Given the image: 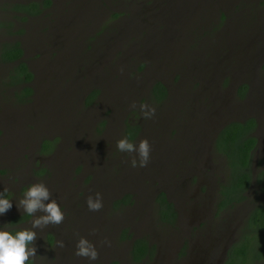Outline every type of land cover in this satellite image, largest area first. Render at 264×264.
Here are the masks:
<instances>
[{"label": "rangeland", "instance_id": "obj_1", "mask_svg": "<svg viewBox=\"0 0 264 264\" xmlns=\"http://www.w3.org/2000/svg\"><path fill=\"white\" fill-rule=\"evenodd\" d=\"M11 1L0 0V46L20 41L33 77L20 98L12 63L0 60V192L13 204L0 228L31 229L34 217L17 200L43 183L65 219L34 230L32 264H219L259 189L252 183L249 199L218 208L228 166L214 134L255 116L254 167L264 169V0H51L26 16ZM157 80L168 92L160 102ZM141 103L155 107L152 119ZM123 137L149 141L146 167L117 150ZM96 192L103 208L92 212L86 199ZM160 192L176 210L172 221L160 217ZM80 237L98 260L74 254ZM136 237L152 245L138 261Z\"/></svg>", "mask_w": 264, "mask_h": 264}, {"label": "trees", "instance_id": "obj_2", "mask_svg": "<svg viewBox=\"0 0 264 264\" xmlns=\"http://www.w3.org/2000/svg\"><path fill=\"white\" fill-rule=\"evenodd\" d=\"M51 0H30L21 2L12 0L11 7L15 11L22 12L24 16L37 14L42 6L48 5ZM23 46L20 41H5L0 46V60L12 63L10 77L21 85L18 96L27 98L32 92L30 81L33 72L29 69L27 63L22 58ZM247 88V83L241 84L239 93L243 94ZM152 94L160 102L167 97V88L165 84L157 80L152 85ZM17 95V94H16ZM257 125V119L251 115L245 119H234L225 123L214 139V149L222 153L228 166V176L224 182H220L218 208H223L233 201H239L246 197V190L252 182L253 172V149L256 146L257 138L252 133ZM138 126L126 130L127 135L133 138ZM42 147L46 150L52 147L50 140H44ZM264 169L255 173L256 181H263ZM264 190V187H263ZM128 195H125V198ZM124 198L116 200V204L122 202ZM160 205L159 213L162 220L172 221L176 217V210L172 202L168 200L164 192L157 196ZM27 216V214H25ZM25 229L23 226L13 224L6 229L15 235L17 231ZM126 232V230H125ZM123 232V233H125ZM126 236H128L125 233ZM47 241L52 242L53 235L47 234ZM150 245L144 237H136L130 243V256L138 261L150 253ZM264 261V199L254 205L247 217L245 225L241 230L237 241L228 247L226 257L222 264H259ZM26 264H32L30 258ZM99 264V263H94Z\"/></svg>", "mask_w": 264, "mask_h": 264}, {"label": "clouds", "instance_id": "obj_3", "mask_svg": "<svg viewBox=\"0 0 264 264\" xmlns=\"http://www.w3.org/2000/svg\"><path fill=\"white\" fill-rule=\"evenodd\" d=\"M136 107L135 102L131 105ZM139 109L144 119H152L156 114L155 107L141 103ZM117 150L122 153L132 155V167H146L150 160L151 145L145 138L138 144L130 142L127 137H123L116 142ZM8 189L0 192V216L7 213L13 207L12 200L7 198ZM52 193L43 183H34L25 191L23 198L17 200V207L29 216H33L31 229L19 230L15 235L7 230L0 229V264H26L29 259L35 260L37 249L34 242L37 238V231H43L48 226H59L64 222L65 214L56 199H51ZM88 210L92 212L100 211L103 208L102 194L96 192L88 195L86 199ZM42 213V215H37ZM103 243H109L104 241ZM58 246L63 248L65 243L58 241ZM110 246V243H109ZM77 257L86 258L89 261L99 259V251L95 244L85 237H80L76 243L74 253Z\"/></svg>", "mask_w": 264, "mask_h": 264}, {"label": "flooded vegetation", "instance_id": "obj_4", "mask_svg": "<svg viewBox=\"0 0 264 264\" xmlns=\"http://www.w3.org/2000/svg\"><path fill=\"white\" fill-rule=\"evenodd\" d=\"M254 135L255 133L252 132ZM216 136V134H214ZM214 136V137H215ZM256 136V135H255ZM258 141V140H257ZM258 143V142H257ZM256 143V144H257ZM256 147V146H255ZM254 150V149H253ZM255 165V160H254V157H253V172H254V176L252 177V182L250 185H252V183H257L258 185V189H259V193H258V196L254 199V201L251 202V204H249V206L244 210L242 216H241V219L239 220L238 224H237V227L235 229V235L228 240V242L226 243L224 249H223V253H222V256L220 257L219 259V264H222L223 261H224V258L226 257V252L228 250V247L231 246L232 243H234L235 241H237L240 237V234H241V230L242 228L244 227L245 225V218L247 217V215L249 214V212L251 211V209L254 207V205H256L257 203L260 202V200H263L264 199V190H263V187H264V175L262 176L263 178V181H256V176H255V173L257 171H259L258 169H255L254 167ZM224 180H221L220 182H224ZM220 182L218 183V188L220 187ZM246 194V197H244L243 199L239 200V201H233V204L234 203H237V202H240L242 200H247L250 198V196L248 195L247 191L245 192ZM231 204H227V206H229ZM8 228V227H6ZM6 228H2V229H6ZM1 229V228H0ZM237 230V231H236ZM260 264H264V261H262Z\"/></svg>", "mask_w": 264, "mask_h": 264}]
</instances>
